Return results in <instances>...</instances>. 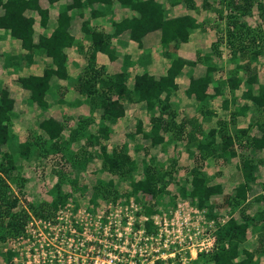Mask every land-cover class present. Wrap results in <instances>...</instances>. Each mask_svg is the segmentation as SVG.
Here are the masks:
<instances>
[{
  "label": "rangeland",
  "instance_id": "rangeland-1",
  "mask_svg": "<svg viewBox=\"0 0 264 264\" xmlns=\"http://www.w3.org/2000/svg\"><path fill=\"white\" fill-rule=\"evenodd\" d=\"M205 1L191 0V2L184 3L186 6L193 4V10L198 12L197 18L203 25V29L213 32L212 43L219 41L220 37L223 38L220 47L223 48L221 50L226 55L229 52L225 37L227 15L231 12L235 14L231 17H239L238 24L243 22L245 28L250 32V38H255L256 41L253 44L255 47L254 50L248 49V52H238L234 58L226 57V60L234 65L233 68L240 64L248 65L246 72L255 73L259 82L264 86V43L259 37L264 29V17L262 18L257 9V4H264V0H248L252 2V8L245 16L239 15V12L242 13L241 8L237 10L232 6L233 2V4H237L244 0ZM243 40L244 44H251L252 41L246 40L245 37ZM256 50L258 54L252 58L250 52H256ZM85 65L81 64L80 67H76L79 72L71 77L79 74ZM233 68L229 69L227 73ZM219 69L222 73L225 72L224 66L220 65ZM217 72L220 71L212 73L213 79L216 78L217 75L214 74ZM240 75L241 71H239ZM63 80V85L56 83L55 88L53 87L57 96L53 100L58 99L59 104L65 103V106L59 107V104H56L55 107L51 106L53 111L46 112V115L53 114L51 117L63 124V138H69L68 131L73 130L79 118L92 115L94 123L85 126V128L87 132L97 131L98 128L107 131V136L103 141L106 155L125 154L134 160L135 164L126 163V167L129 165L131 169L130 172L122 176L113 175L102 163L103 152H101L100 145L87 146L83 139L70 142L63 156L59 152H47L41 148H35L30 153L28 160L15 154L18 164L17 172L24 178V183L21 189L11 183V188L19 199L17 208L26 209L30 216L22 236L6 242L2 246L0 243V264H5L1 252L9 247L18 251L13 259L14 264H195L197 259L205 260L216 250L217 244L214 245L210 253L202 252L194 257L189 250H180L178 241L171 244V240L174 239L173 233L177 235L176 230L180 224H170L172 220L176 222L174 212L177 211L180 217L183 215L191 217L193 213L190 210L197 208L193 203L194 200L188 197L191 188L188 178L192 170L199 171L209 185L218 184L217 180L226 178L224 179L226 182L220 184L222 193L216 194L210 199L211 205L216 207L212 210L209 208L198 209L204 210L206 223L202 226L207 227V221H213L212 234L215 236L216 243L218 242V225H222L230 217L241 222L243 221L242 217L247 216L251 219H249L245 239L240 242L239 248H245L251 252L258 249L260 237L264 235V216H262L264 215V148L251 153L258 168L255 171V180L247 188L246 200L238 206L228 205L224 200L225 196L233 194L236 185L242 179L238 156L227 158L210 155L209 158L201 159L195 148V142L190 136L186 137L187 139H181L182 143L180 144V140L171 139L168 134L161 146L151 145L149 138L144 137L142 133H136L139 121H141L142 130L144 127L145 130L149 129L150 118L155 113L147 110L145 104L144 113L139 109H134L133 102L129 104L125 102L124 107H127L128 114L122 116L120 121L117 119L109 122L108 119L102 118L101 109H93L82 97H79L82 100L81 109L77 108L76 92L68 79ZM66 81L68 82L65 83ZM212 82L216 84L217 91H222L223 87L228 86L219 80L215 81L214 79ZM240 86L244 88L243 84ZM253 89H255L253 94L257 93L259 91L258 84ZM213 97L214 95L211 98ZM77 100L79 101V99ZM201 101L208 102L209 95ZM236 115L239 114L231 115L230 120ZM245 115L247 118L244 128H248L253 123H259L263 127L262 129L257 126L248 128L250 136L264 137V107L256 105L249 109ZM218 116L221 117L219 114ZM184 118L182 117V119ZM32 119L35 123L29 124L30 128H23L25 130L21 136L15 130L9 129L10 136L21 143L31 141L38 137L37 135L46 139V135L36 125L37 121L35 120H40L39 115L35 113ZM228 126L227 131L233 134L236 126L233 124ZM189 129L192 127L186 130ZM216 143H218L216 145V154H218L221 141L217 139ZM4 148L5 146H3ZM233 148L235 149V144H233ZM190 151H193L192 156L189 154ZM247 153L250 154L249 149ZM144 163L151 169L159 171L160 174L165 173L160 184L167 182L166 188L158 196L157 193L153 194L151 191H133L132 189V180L144 179ZM58 173L64 175L65 187L62 192L68 194V197L64 204L59 205L56 211L52 212L50 211L53 200L52 188L57 181ZM71 179L77 180L78 184L73 185ZM110 179L114 181V192L111 195L107 194L106 198L99 195L95 201H92L94 188L96 186L103 188L101 184H105ZM183 187L187 190V197L180 195V190ZM29 204L36 207L37 213H34L35 211L29 207ZM148 207H152L153 210L152 220L154 218L158 223L160 222V225L153 223L150 227L151 231L148 232L153 235L146 237L143 232L145 217L148 219L145 214ZM211 211L216 217H207V213L212 214ZM40 212L44 215L40 216L38 214ZM163 218L168 226L167 232L162 231V237H160V226L164 225ZM194 221L195 219L192 218L191 222ZM166 244H171L176 249L172 247L169 249ZM171 249L172 251H170ZM254 259L264 264V252L254 255Z\"/></svg>",
  "mask_w": 264,
  "mask_h": 264
},
{
  "label": "trees",
  "instance_id": "trees-1",
  "mask_svg": "<svg viewBox=\"0 0 264 264\" xmlns=\"http://www.w3.org/2000/svg\"><path fill=\"white\" fill-rule=\"evenodd\" d=\"M0 0V4H1ZM53 1V0H50ZM79 0H73V3L63 5L59 9L57 17V25L49 36L41 35L38 42H32V19L22 16L24 9L28 6L35 8L40 15L47 16V11L42 10L36 4V0H6L2 6L5 11L0 16V26L10 30L11 36L21 39V41L29 47L45 52V55L51 59V66L45 68L41 76L29 78H21L22 85L31 90V99L39 106L46 104L42 102L41 95L49 89V79L52 75L58 78L68 79L74 91L84 97V101L92 106L93 109L102 110V118L108 119L109 122L117 120L119 117L124 116L125 109L124 103L128 102H144L147 110L154 112L158 109L159 113L151 118V128L149 132L142 130L141 121L138 122L136 133H142L146 138L150 139L151 145H157L164 142V135L160 134V130L164 133L177 130L180 131L184 127L182 123H176L175 118L177 115L176 110L169 103V96L171 90L176 86L174 78L185 65L194 66L197 62L205 60L204 65L205 74L194 78L191 77L187 88V93L193 95L196 100L201 101L207 97L206 89L214 80L212 73L220 71L216 63L210 62L213 56H221L220 44L223 39L220 37L219 41L213 42L211 45V52L205 55V58L197 57L195 61L185 60L178 56H173V62L166 70L163 76L155 79L153 76L143 73L136 75L133 85L128 83V78L125 70L110 75L106 72L104 66H98L96 63V52L106 51L109 52V36L96 31L88 26V22L83 23L84 36L90 41L89 52L87 56V63L83 70L75 77H70L67 74V56L64 53V48L72 46L73 37L68 32L70 25L71 15L68 11L72 10ZM104 2V0H86L80 2V6L88 3ZM107 1V0H106ZM119 3H131L134 0H118ZM179 3L182 0H169ZM185 2L191 0H184ZM204 2H206L204 0ZM234 3V2H233ZM233 8L242 9L239 15L245 16L252 8V2L244 0L242 3L233 4ZM206 5V4H203ZM193 4H189L188 8L193 9ZM257 9L262 18L264 17V4H257ZM238 12V11H237ZM222 17L221 14H219ZM231 12L227 15L228 23L226 28V43L229 48V59L236 57L238 52L247 51L248 49L254 50L255 38H250V32L245 28L243 22L238 24L239 17H231ZM133 20H135L133 18ZM143 27L144 32L149 29H161V44L164 50V55L169 54L168 51L170 43H173V48L178 43L186 42L188 40L191 30L199 26L195 19L190 16L184 17H168L165 14L162 3L155 2L154 0H145L143 8L140 10V18L135 22L136 27L139 25ZM143 24V25H142ZM244 25V26H243ZM134 24H131V29ZM138 28V27H137ZM131 38H134L132 33ZM255 36V34H253ZM244 37L246 40H252L251 44H244ZM260 40L264 43V29L261 31ZM251 57L255 58L258 54L250 52ZM30 60V58H27ZM248 65H236L233 70L228 73V76L220 77L217 80L228 85L230 90L238 88L241 84L244 85V90L241 93V98L249 99L251 103L264 107V86L259 82L255 73L246 72ZM241 69V70H240ZM239 71L241 75L239 76ZM247 75L245 76V74ZM258 84V92L253 94V87ZM164 93V98L161 94ZM12 99L8 97V93L0 91V243L1 246L10 240H16L24 233L25 225L29 218V213L24 208H17L18 196L11 188V183L17 188L21 189L24 183V178L17 172L18 164L16 163L15 154L24 160H28L30 153L35 148H41L47 152H59L62 154L68 149V144L73 140L78 141L83 139L87 146L98 144L103 152L102 163L109 172L113 175L122 176L131 171L129 165L126 163L135 164L134 160L130 159L127 155H109L104 152L105 145L103 141L107 136V131L98 128L97 131H88L85 126H90L94 123L92 115L81 117L78 119L77 124L73 130L68 131L69 138H63L64 126L58 120L49 117L39 122L38 127L46 135L42 138L40 135L31 141L24 143L19 142L17 139L10 136V116L12 109ZM165 115V116H164ZM219 125V126H218ZM217 127H212L205 137L197 138V134L190 135L195 142V148L198 150L200 158L206 159L210 155L218 157H239V167L241 171V181L236 185L233 194L225 196L224 200L228 205L238 206L246 200L247 188L255 180V171L258 164L253 158L254 151L264 148L263 136H250L249 129L254 126L262 129L259 123H253L248 128H236L233 134L227 131V123L218 121ZM191 139V140H192ZM220 140V152L216 154L217 144L216 141ZM243 139H245L243 141ZM192 140V141H193ZM235 144V149L233 148ZM3 146L5 148L3 149ZM250 151V154L247 151ZM193 155V151L189 153ZM74 167V166H72ZM144 179L134 181L132 180L133 191H151L153 194H161L166 188L167 182L160 184L162 177L165 173H159L155 169H151L147 164H143ZM64 175L58 173L57 181L52 188L53 200L51 202L52 212L56 211L59 205L64 204L68 194L63 193L64 189ZM191 188L189 189L188 197L193 199V203L198 209L209 208L212 210L215 205H211L210 199L216 194L222 193V186L220 184L207 183L206 178L197 170H192L189 173ZM73 185L78 184V181L71 179ZM96 186L92 201L101 195L106 198V195L113 193L114 181L111 179ZM187 190L183 187L180 190V195L187 197ZM107 195V196H108ZM29 207L35 211L36 207L29 204ZM17 208V209H16ZM34 213H37L35 211ZM207 213L208 218L216 217V215ZM40 216L44 215L43 213ZM145 214L148 219L144 221L145 231H151L153 220L152 207H148ZM264 216V215H262ZM243 221L237 222L235 218L230 217L225 220L222 225H218V238L217 248L205 260L197 259L195 264H262L254 259V255L264 252V235L260 237L258 249L254 252L248 251L245 248H239V244L245 239L246 232L249 226V219L251 217L243 216ZM264 234V233H263ZM2 249V248H1ZM2 251V250H1ZM18 254V251L12 247L6 248L1 252V257L4 259L5 264H14L13 259Z\"/></svg>",
  "mask_w": 264,
  "mask_h": 264
},
{
  "label": "crops",
  "instance_id": "crops-1",
  "mask_svg": "<svg viewBox=\"0 0 264 264\" xmlns=\"http://www.w3.org/2000/svg\"><path fill=\"white\" fill-rule=\"evenodd\" d=\"M30 1L33 2L34 0ZM84 1L86 0H79L73 9L68 11V14L71 15L68 32L74 39L72 46L63 50L67 56V74L70 77L79 72L76 67L87 63L90 41L84 36L82 28L84 22H88L90 28L109 36L110 51L96 52L97 65L104 66L106 72L110 75L125 70L130 85H133L136 75L143 73H147L155 79L163 76L166 70L170 68L173 56L195 61L197 57L204 59L205 55L211 52V37L213 36V32L203 29V25H201L200 20L197 18L198 12L192 8H188L189 6H186L184 0L179 3L169 0H154L155 2L162 3L165 14L168 17L190 16L195 19L197 24L199 23V26L191 30L186 42L178 43L174 48L172 46L174 42L170 43L168 49L170 53L165 55L161 44V29H149L144 32L140 23L137 25L138 28L136 27L135 22L140 18V10L143 8L145 0H134L131 3H119L118 0H104V2L98 1L80 6V2ZM5 2L6 0L1 1L0 16L4 14L5 9L2 4ZM71 3H73V0H36L37 6L47 11L46 18L45 16L42 17L35 8L28 6L24 9L22 16L30 18L33 21L32 42L34 44L38 42L41 35L49 36L51 34L57 25L60 7ZM131 24H134L132 29L130 27ZM131 33L134 38H131ZM221 49L223 48L220 47V57L216 55L210 59V62L216 63L217 66H224L225 69L224 73L220 70V72L214 74L215 76L217 75L214 78L215 81H217L218 77L226 78L228 70L234 66L226 60L229 58V52L226 55ZM27 58H30V60H27ZM204 63L205 60H202L194 66L185 65L175 76L174 81L176 86L171 90L169 103L177 112L175 122L178 124L183 122L182 125L185 123L186 126L178 132L172 129L164 133L160 130V134L164 135L165 140L169 134L171 139L180 140L181 144V139L189 137L194 132L196 133V131H198L196 133L197 136L200 137V132L201 138L205 137L212 127H217V121L227 122L228 125L233 124L236 128L246 127L247 117L245 114L256 105L251 103L249 99L241 98V93L244 90L242 86L234 90H230L228 86H225L222 91H217L216 84L212 82L206 89L209 101L204 103L187 93L190 78H197L205 74L206 66ZM51 64V59L45 55V52L33 46H27L21 39L11 36L9 29L0 26V91L7 92L8 97L13 101L10 129L15 130L19 136H21L26 128H30L29 124L35 123L32 119L35 113L40 118V120H35L38 127L40 121L53 115H46V112L50 113V111L54 110L51 106L55 107L56 104H59L58 99L53 100V98L57 97L54 88L56 83L58 85L64 84L62 78H58L55 75L50 77L48 82L49 89L41 95L42 102H46V104L41 106L31 99V90L24 87L20 81L21 78L30 79L31 77L41 76L44 69L49 68ZM222 74H225V76H222ZM75 94L76 107L81 109L80 104H82V100L79 97H82V99L84 97L78 93ZM213 95L214 97L211 98ZM161 97L164 98V93L161 94ZM133 104H135L134 109L144 112V102H133ZM248 104L254 106L250 107ZM58 106H65V103H60ZM124 109V116H126L128 114L127 107H124ZM154 112V116L159 113L158 109ZM234 113H238L239 115L230 120L231 115ZM82 114L84 113L82 112ZM182 117L186 118L182 119ZM120 118L122 120V117H119V121ZM151 118L149 129L145 130L144 127L143 131H150L152 125ZM228 125L227 128H229ZM189 127H192V129L186 130ZM162 144L159 143L155 146H161ZM224 179L226 178L217 180L216 183L223 184L226 182Z\"/></svg>",
  "mask_w": 264,
  "mask_h": 264
},
{
  "label": "built area",
  "instance_id": "built-area-1",
  "mask_svg": "<svg viewBox=\"0 0 264 264\" xmlns=\"http://www.w3.org/2000/svg\"><path fill=\"white\" fill-rule=\"evenodd\" d=\"M193 215L190 217L189 215L186 216H179L178 212H174V218L176 222L170 223L171 225H175L174 223H180L177 227V235L173 233L174 239L171 240V244H174L175 241H178L180 250L185 249L189 250L192 256L198 255V253H210L213 250L214 245L216 244L215 236L212 234L214 227H213V221H207V227L202 226L205 225L206 220L204 216V210H198L191 209L190 210ZM195 219L194 222H191V220ZM147 217H145V220ZM163 226H160L159 236L162 237V231L167 232V226L168 224L165 222V219L163 218ZM224 221V220H223ZM153 223H158L153 218ZM160 225V222L158 223ZM144 235L146 237L152 236L153 234H148L144 229ZM164 235V234H163ZM177 238V240H176ZM166 244V246L172 247L173 249H176L175 246H171ZM158 250V249H157ZM159 251V250H158ZM172 251V249L170 250ZM174 251V250H173ZM164 254V252H163ZM163 257V255H161Z\"/></svg>",
  "mask_w": 264,
  "mask_h": 264
}]
</instances>
